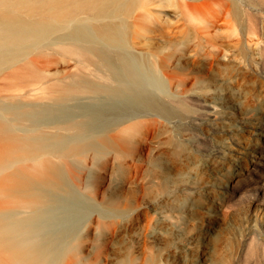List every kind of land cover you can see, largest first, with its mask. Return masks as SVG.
Segmentation results:
<instances>
[{"label":"rangeland","instance_id":"1","mask_svg":"<svg viewBox=\"0 0 264 264\" xmlns=\"http://www.w3.org/2000/svg\"><path fill=\"white\" fill-rule=\"evenodd\" d=\"M241 3V18L231 0L215 26L216 5L192 21L168 6V22L135 40L162 75H173L157 97L183 104L171 113L131 105L123 153L110 151L80 172L67 168L89 203L78 215L70 253L93 264L263 263L257 254L246 257L245 247L262 233L264 218L256 199L262 193L255 195L250 183L264 180L250 181L245 171L253 166L247 153L264 147V0ZM28 58L46 72L74 66L58 45ZM230 184L241 191L227 203Z\"/></svg>","mask_w":264,"mask_h":264},{"label":"bare ground","instance_id":"2","mask_svg":"<svg viewBox=\"0 0 264 264\" xmlns=\"http://www.w3.org/2000/svg\"><path fill=\"white\" fill-rule=\"evenodd\" d=\"M230 1L0 0V91L9 92L0 96V264H93L70 253L78 215L89 203L67 168L79 171L110 151L123 153L131 105L169 113L182 106L181 99L171 105L157 97L173 75H162L148 53L134 48L142 32L168 22L164 8L174 6L192 21L216 5L215 26ZM241 2L235 0L238 18ZM52 45L74 61L71 70L46 72L28 58ZM255 150L247 153L250 181L264 180V164L255 160L264 159V147ZM257 181L250 187L262 193L256 199L264 207V184ZM225 190L227 203L241 191L235 184ZM260 224L262 233L246 242L245 253L264 264V218Z\"/></svg>","mask_w":264,"mask_h":264}]
</instances>
